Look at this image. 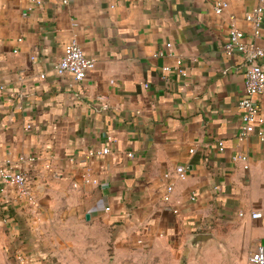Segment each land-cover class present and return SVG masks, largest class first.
I'll use <instances>...</instances> for the list:
<instances>
[{
	"label": "crops",
	"instance_id": "1",
	"mask_svg": "<svg viewBox=\"0 0 264 264\" xmlns=\"http://www.w3.org/2000/svg\"><path fill=\"white\" fill-rule=\"evenodd\" d=\"M29 1L0 0V165L35 199L0 183V264L248 261L264 241L248 215L264 207V142L237 138L247 64L224 46L236 27L264 47V17L258 39L245 20L261 0ZM72 39L95 61L82 83L55 72ZM197 234L215 239L194 248Z\"/></svg>",
	"mask_w": 264,
	"mask_h": 264
},
{
	"label": "built area",
	"instance_id": "2",
	"mask_svg": "<svg viewBox=\"0 0 264 264\" xmlns=\"http://www.w3.org/2000/svg\"><path fill=\"white\" fill-rule=\"evenodd\" d=\"M64 4L68 3V0H63ZM42 0H30L27 12H32L36 8L41 7ZM228 3L217 2L215 4L216 14H222L227 8ZM263 17H264V0H261L260 4L252 11L248 12L245 16V20L250 24L252 28V35L254 38H260L263 32ZM245 33L236 27L230 29L228 39L224 46V51L227 56H233L235 54H241L245 58L247 68L245 73V92L243 98L239 101L238 107L241 111V125L238 133V140L244 141L251 136H256L262 142H264V116L257 103V97L264 94V68L262 61L264 60V47H261L255 42L248 43L245 39ZM168 49L172 48L171 44L167 45ZM178 69L182 66V61H177ZM95 68V61L88 58L81 45L76 39H72L64 48L63 57L55 67V72L59 76L71 75L73 79L82 83L86 80L90 71ZM180 73L185 76L186 72L182 69ZM45 76L42 75V78ZM108 142H112L111 138H108ZM220 151H224L223 142H219ZM193 153V151H191ZM111 150L109 147L103 148L98 151L97 155H109ZM95 153H91L94 155ZM129 156H132L129 154ZM20 162H32L33 158L21 157ZM233 161H241L246 164L248 168V158L244 155H239L233 158ZM165 178L168 180V184L162 194V202L169 208L172 195L175 190L177 181H186L187 170L180 166L175 170L174 175L169 173L165 174ZM86 184H96L95 180L88 178L87 175L83 176ZM0 183L4 187L14 188L19 196L25 197L31 204H35V199L29 190V178L26 173L21 171H15L11 167V162L7 161L6 165H0ZM75 187L77 185L75 184ZM192 200H195L192 197ZM106 211H110L107 208ZM178 213L177 210L173 211ZM247 215L245 212H240L239 217L243 218ZM252 220L264 219V207L256 208L248 213ZM248 262L250 264H264V246H259L255 251L248 255Z\"/></svg>",
	"mask_w": 264,
	"mask_h": 264
},
{
	"label": "water",
	"instance_id": "3",
	"mask_svg": "<svg viewBox=\"0 0 264 264\" xmlns=\"http://www.w3.org/2000/svg\"><path fill=\"white\" fill-rule=\"evenodd\" d=\"M214 236L212 234H197L192 239L191 245L194 248L202 247L206 244H208L210 241L214 240ZM262 246H264V241L262 243Z\"/></svg>",
	"mask_w": 264,
	"mask_h": 264
},
{
	"label": "rangeland",
	"instance_id": "4",
	"mask_svg": "<svg viewBox=\"0 0 264 264\" xmlns=\"http://www.w3.org/2000/svg\"><path fill=\"white\" fill-rule=\"evenodd\" d=\"M210 260H212V263H214V264H221V262L223 261V256L216 252L214 254H211ZM197 264H207V263L204 262V260H203L201 262L199 261ZM242 264H249V262L245 258V261Z\"/></svg>",
	"mask_w": 264,
	"mask_h": 264
}]
</instances>
